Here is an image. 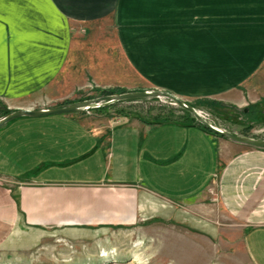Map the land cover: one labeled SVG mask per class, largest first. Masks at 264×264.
I'll use <instances>...</instances> for the list:
<instances>
[{"label": "crops", "instance_id": "0c3cea01", "mask_svg": "<svg viewBox=\"0 0 264 264\" xmlns=\"http://www.w3.org/2000/svg\"><path fill=\"white\" fill-rule=\"evenodd\" d=\"M244 4L0 0V99L11 103L32 92L54 70H37L33 62L69 63L86 58L81 48L111 42L122 59L110 56L99 70L136 69L185 102L243 105L242 81L261 64V50L247 58L226 49L246 45L228 31L256 29L240 20L246 19ZM259 8L247 13L257 24ZM73 29L113 32L110 42L97 41L99 35L87 47L86 37L78 40ZM206 36L215 52L205 49ZM252 40L247 44L259 49L260 39ZM215 188L229 214L249 229L253 261L264 264V152L247 151L195 125L69 115L16 119L0 128V250L35 248L50 233L85 237L81 226L87 224L113 229L165 220L172 207Z\"/></svg>", "mask_w": 264, "mask_h": 264}, {"label": "rangeland", "instance_id": "374dc122", "mask_svg": "<svg viewBox=\"0 0 264 264\" xmlns=\"http://www.w3.org/2000/svg\"><path fill=\"white\" fill-rule=\"evenodd\" d=\"M241 3L246 7V19L241 18V22L245 21L243 23L246 27L255 25L256 29L243 27V30L228 31L231 37L245 39L246 45L235 44L225 48L235 53H245L247 58L253 57L256 50H261L260 66L254 74L242 81L241 89L246 102L243 105L232 99V103L215 100L183 102L195 108L218 129L236 136L264 141V0H241ZM253 7H260L256 13L261 14V24L247 18V13L253 11ZM111 32L113 31L109 29H73L78 40L86 37L87 47L99 35L102 38L97 41L110 42L107 36H111ZM233 32L239 35L236 36ZM204 38L207 39L204 48L215 52L218 47L214 43L210 45L212 38ZM252 39H260L262 45L259 49L258 45L247 44ZM95 47V50L81 48V54L84 53L86 58L80 56L78 60L69 63L33 62L37 70L41 67L49 68L50 65L54 66V70L47 77L40 78L32 92L25 91L17 100L11 99V103H7L3 96L0 99V120L20 109H59L135 92L169 93L162 89L164 87L160 86L159 79L145 78L136 69L133 73L106 71L103 68L99 70L100 66L111 63H107L110 56L122 59L123 54L120 47L111 42L110 45ZM61 65L64 66L59 70ZM69 116L138 118L148 123L158 121L184 125H190L195 119L169 101L155 99L121 101ZM245 149L264 152V149L246 146ZM168 213L165 220L125 223L113 229L101 226L93 228L87 224L81 226L86 231L85 237H59L50 233L35 248L0 250V264H255L253 255L246 246L249 229L229 214L219 201L216 188L193 203L172 207Z\"/></svg>", "mask_w": 264, "mask_h": 264}, {"label": "water", "instance_id": "95a60500", "mask_svg": "<svg viewBox=\"0 0 264 264\" xmlns=\"http://www.w3.org/2000/svg\"><path fill=\"white\" fill-rule=\"evenodd\" d=\"M143 99H155V100H165L169 101L171 104L179 107L180 109L190 113L196 121L209 130L212 134L221 137L223 139L229 140L233 143L243 145L246 147H251L255 149H264V141L253 140L241 136H236L230 134L226 131L218 129L214 127L211 123H209L202 115L193 107L187 105L178 97L165 92L159 91H150V92H135L128 93L119 96H108L95 101H87L78 104L67 105L59 109H47L41 111H29V110H20L10 114L4 119L0 120V128L5 126L6 124L20 118H32L38 119L43 117L50 116H62V115H70V114H79L82 112H86L91 109L99 108L103 105L115 104L121 101H133V100H143Z\"/></svg>", "mask_w": 264, "mask_h": 264}, {"label": "trees", "instance_id": "16d2710c", "mask_svg": "<svg viewBox=\"0 0 264 264\" xmlns=\"http://www.w3.org/2000/svg\"><path fill=\"white\" fill-rule=\"evenodd\" d=\"M151 123L159 124V123H163V122H158V121H156V122H151ZM190 125L199 126V127H201L202 129H204L205 131L211 133L209 130H207L206 128H204V127L201 126L200 124H198V122H197L195 119H194V121H193Z\"/></svg>", "mask_w": 264, "mask_h": 264}]
</instances>
